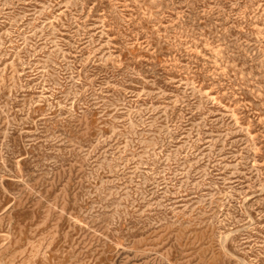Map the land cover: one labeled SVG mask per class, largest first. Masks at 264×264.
<instances>
[{"label": "rangeland", "instance_id": "rangeland-1", "mask_svg": "<svg viewBox=\"0 0 264 264\" xmlns=\"http://www.w3.org/2000/svg\"><path fill=\"white\" fill-rule=\"evenodd\" d=\"M0 264H264V0H0Z\"/></svg>", "mask_w": 264, "mask_h": 264}]
</instances>
